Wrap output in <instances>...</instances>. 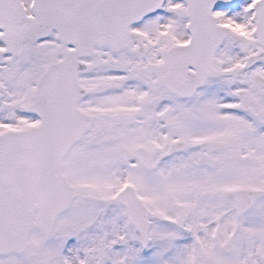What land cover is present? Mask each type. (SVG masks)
I'll return each instance as SVG.
<instances>
[{"label": "snow or ice", "instance_id": "obj_1", "mask_svg": "<svg viewBox=\"0 0 264 264\" xmlns=\"http://www.w3.org/2000/svg\"><path fill=\"white\" fill-rule=\"evenodd\" d=\"M0 264H264V0H0Z\"/></svg>", "mask_w": 264, "mask_h": 264}]
</instances>
